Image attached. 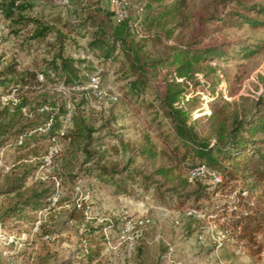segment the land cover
Returning <instances> with one entry per match:
<instances>
[{"label":"trees","instance_id":"16d2710c","mask_svg":"<svg viewBox=\"0 0 264 264\" xmlns=\"http://www.w3.org/2000/svg\"><path fill=\"white\" fill-rule=\"evenodd\" d=\"M231 1L254 15L231 11L224 18L214 13L207 19L226 25L230 17L238 15L251 27H264V5L246 4L242 0H219V3L225 5ZM78 5L81 20L77 22L70 17L30 18L26 15L31 7L27 0L1 3L0 16L11 24L10 34L19 35L24 27L34 24L27 48L31 49L33 40L44 41L51 59L41 71L21 68L15 59L0 69V89L16 91V99L5 103L0 91V147L10 145L22 152L38 142L64 140L67 145L56 157L58 177L64 184L66 181L96 182L113 188L115 195L132 194L135 186L145 193L155 190L159 197H166L164 203L177 200L182 207L189 203L196 207L210 197L205 189L192 188L190 172L200 165L222 174L225 181L216 183L218 187L228 181L250 178L255 183H264V101L251 118L233 121L230 102L212 101V113L205 116L206 132L198 129L192 120L200 100L197 75L206 63L224 58L227 49L213 44L201 47V40L192 37L188 45L171 46L153 56L129 32L128 19L116 24L114 15L103 12L99 3L89 5L79 0ZM176 13H183L182 5L160 9L152 21L159 24L163 18L171 19L169 16ZM80 39L86 43L80 44ZM250 52L256 53L257 49L247 54ZM91 58L97 61V70L109 69L114 73L119 66L117 74L119 80L127 82V97L145 96L143 108L155 112L154 119L160 117L156 128L165 148H159L147 136L133 149L115 127L113 117L102 120L98 127L94 125L84 94L79 93L81 96L73 101L63 95L65 91L48 90V85L61 86L74 90L71 93L75 95L76 89L96 73L91 69ZM106 140L115 144L108 145ZM129 152L133 154L127 158ZM137 156L143 159L138 167L135 166ZM198 178L202 177L193 179ZM40 185L27 187L21 181L0 191L1 227L12 218L32 222L33 218L26 214L49 204L52 185ZM243 203L224 205L216 220L223 219L222 226L231 231L233 238L258 255L263 251L259 237L264 236V207L247 201L242 209ZM86 208L84 202L80 207L75 204L69 212L70 220L85 222ZM107 228L86 225V251L82 258L87 262L93 263L103 249Z\"/></svg>","mask_w":264,"mask_h":264},{"label":"rangeland","instance_id":"374dc122","mask_svg":"<svg viewBox=\"0 0 264 264\" xmlns=\"http://www.w3.org/2000/svg\"><path fill=\"white\" fill-rule=\"evenodd\" d=\"M5 1L0 0V5ZM82 1L89 5L99 3L103 12L114 15L113 0ZM126 1L129 4L126 27L138 42L145 45L146 53L160 55L168 47L190 44L192 37L201 40V47L213 44L227 49L224 58H214L206 63L197 75L200 100L192 120L196 121L198 129L208 130L205 116L212 113L214 100L221 104L225 101L231 103L232 121L251 118L256 113L259 103L264 101V27H251L238 15L230 17L226 25L225 22L207 19L214 13L224 18L231 11L254 14L240 9L236 1L225 5L219 0ZM242 1L264 5V0ZM27 2L31 5L26 13L30 18L54 20L70 17L77 22L81 20L77 11L79 0ZM173 5H182L183 13L170 15L171 19L163 18L159 24L152 21L157 11L170 10ZM112 19L117 24L114 16ZM10 26L0 16V69L13 59L21 68L45 69L46 61L51 59L46 43L33 40L31 49L27 48V40L35 25L24 27L19 35L10 34ZM79 43L84 45L86 40L80 39ZM255 49L256 53L247 54ZM73 51H76L75 47ZM89 61L96 73L76 89L75 95L71 93L74 90L61 86L54 88L48 85V90L65 91L63 95L73 101L78 100L79 93L84 94L87 112L93 115L94 125L98 127L102 120L113 117L115 127L133 149L147 136L159 148H165L156 128L160 117L154 119L155 112L143 108L144 95L132 98L125 95L127 82L119 80V66L113 73L109 69L97 70V61L93 58ZM94 75L100 76V91L106 92L107 96H102L91 86L90 78ZM0 91L2 102L13 99L11 89ZM115 96L117 101L111 98ZM106 141L108 145L115 144ZM66 145L64 140H48L22 152L10 145L0 147V191L21 181L27 187L51 184L53 191L47 200L48 205L26 214L33 218L32 222L12 218L4 228L0 226V264H264V236L259 237L263 244L262 253L254 255L222 226L223 219L216 220L220 218L224 205L235 206L244 202L243 209L244 204L250 201L264 207V183H255L250 178L228 181L218 187L212 175L193 179L191 170L192 188H202L210 193V197L200 201L196 207L191 203L182 207L177 200L171 204L164 203L166 197H159L155 190L145 193L135 186L132 194L115 195L113 188L96 182H62L58 177L56 157ZM132 154L129 152L127 158ZM135 160L136 167L142 165L140 156ZM163 161L167 163V158ZM83 202L87 205L85 222L70 220V210L75 204L80 207ZM87 224L108 226L103 249L93 263L82 258L86 251L84 232Z\"/></svg>","mask_w":264,"mask_h":264},{"label":"built area","instance_id":"2783aa9c","mask_svg":"<svg viewBox=\"0 0 264 264\" xmlns=\"http://www.w3.org/2000/svg\"><path fill=\"white\" fill-rule=\"evenodd\" d=\"M113 5L115 8L114 9V20L117 23L123 22L128 17V11H129L128 2L126 0H113ZM40 79H43V77L40 76ZM90 82H91V86L95 90H98L102 96H107L106 92L100 91L101 79H100L99 75H94L93 77H91ZM12 92H13L12 97L15 100L16 99V91L13 90ZM111 98L114 101L118 100V97H116V96L111 97ZM206 175H212L215 183H221L223 181V178L219 173H217L215 171H211L210 168H208L206 165H200V166L194 168L192 171V178L203 177ZM141 224H144V222L143 223L141 222Z\"/></svg>","mask_w":264,"mask_h":264}]
</instances>
